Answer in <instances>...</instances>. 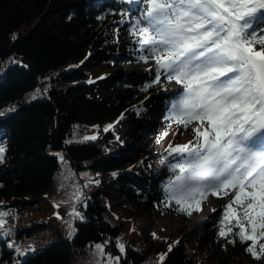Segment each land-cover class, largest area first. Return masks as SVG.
Returning a JSON list of instances; mask_svg holds the SVG:
<instances>
[{"label": "trees", "instance_id": "16d2710c", "mask_svg": "<svg viewBox=\"0 0 264 264\" xmlns=\"http://www.w3.org/2000/svg\"><path fill=\"white\" fill-rule=\"evenodd\" d=\"M144 7L142 2L129 5L120 0H0V146L5 148L0 211L10 213L4 218L7 235L0 230V264H74L77 259L80 264H107L109 256L112 264H201L193 250L202 247L221 264L224 251L246 248L235 235L219 237L221 206L172 240L151 233L142 248L122 234L125 229L107 204L105 191L116 190L123 181L134 187L123 193L143 207L166 201V179L148 176L146 187L121 170L145 155L146 148L120 144L110 152L113 131L94 130L112 123L128 104L159 91L161 85L148 87L151 81L143 75L142 84L128 79L93 97L87 93V74L69 65L90 51L98 52L111 31L123 30V37L129 38L133 14ZM127 55L123 50L118 57ZM139 57L138 62L146 63ZM136 132L146 133L142 128ZM88 136L97 138L84 140ZM62 173L69 185L58 191L55 185ZM97 173L108 176L100 182ZM77 186L82 201L75 206L82 220L69 215L74 203L70 195ZM55 191L61 194L57 199ZM69 220L75 229L71 237ZM118 241L124 244L123 253ZM96 244L105 245L103 257L95 254ZM255 261L264 264V259Z\"/></svg>", "mask_w": 264, "mask_h": 264}, {"label": "snow or ice", "instance_id": "6c2138e0", "mask_svg": "<svg viewBox=\"0 0 264 264\" xmlns=\"http://www.w3.org/2000/svg\"><path fill=\"white\" fill-rule=\"evenodd\" d=\"M120 2L145 5L131 34L140 45L139 59L155 65L154 80L147 86L158 85L162 76L181 86L165 119L184 129L191 127L193 133L187 143L169 144L166 149L174 160L168 165L172 175L163 186L166 200L190 216L201 211L209 194L229 197L222 206L219 237L235 235L253 259H264V0ZM4 152L0 146V163ZM58 155L63 162L64 156ZM72 199L69 215L82 220L75 206L82 201L79 186ZM8 215L0 211L5 235ZM66 223L71 237L72 220ZM117 247L125 251L119 241ZM94 248L97 256L105 255V245ZM112 261L109 256L107 264Z\"/></svg>", "mask_w": 264, "mask_h": 264}, {"label": "rangeland", "instance_id": "374dc122", "mask_svg": "<svg viewBox=\"0 0 264 264\" xmlns=\"http://www.w3.org/2000/svg\"><path fill=\"white\" fill-rule=\"evenodd\" d=\"M139 16V13H134L133 20L135 21ZM122 31L109 32L103 37V45L98 52L90 51L81 60L70 62V67L80 68L87 74L86 83L89 85L87 93L93 97L108 93L114 86L126 83L128 79L142 84L143 75H146L148 80L155 77L154 62H138L136 58L142 54L139 51L140 45L134 42L133 35L125 39ZM123 50L128 55L119 58L118 55ZM161 81L167 85L160 91L152 92L140 101L128 104L112 123L107 125L101 123L94 129L96 134L103 132L109 125L112 126L110 129L115 137L113 143L108 145L107 149L110 152H116L117 146L120 144L133 149H147L148 152L145 155L134 159L130 165L121 169L132 178L138 177L145 182L146 187L148 186V176L166 178L172 175L168 170V165L173 162V157H168L166 152L168 145L185 144L193 138L191 127L184 129L178 127L171 120L165 119L169 115L171 104L178 99L182 88L174 80L169 81L164 76L161 77ZM160 94H163V97ZM127 122H131L130 127H127L128 124L125 126ZM139 128L147 132L139 134L136 132ZM165 133L167 134L165 135ZM107 176L106 173L95 174L100 182H103ZM67 185L69 183L66 175L62 173L55 188L60 191ZM73 189L72 192H74ZM133 190L134 187L131 184L123 181L116 190L107 189L105 194L111 213L119 218L117 220L125 229L122 234L130 235L133 240L139 241L142 248L149 243L148 237L151 233L161 239L165 236L170 237L171 240L177 238L183 229L189 227L194 221L205 217L213 209L222 207L229 199V197L209 195L202 203L201 211H193L189 216L178 212L173 201L166 200L159 205L143 207L135 197L123 193V191L133 192ZM60 196L61 194L55 191L54 198L57 199ZM70 200H73L72 195H70ZM34 218L36 219L35 216ZM246 243H250V241ZM207 248L193 250L196 261L201 264H218L216 257H207L208 254L210 255ZM223 255L221 264H257L247 254L245 248H239L236 251L226 250ZM79 261L80 259H77L74 264H80Z\"/></svg>", "mask_w": 264, "mask_h": 264}]
</instances>
